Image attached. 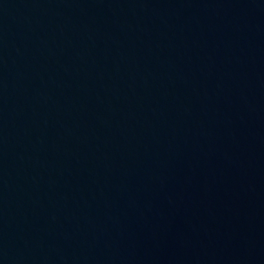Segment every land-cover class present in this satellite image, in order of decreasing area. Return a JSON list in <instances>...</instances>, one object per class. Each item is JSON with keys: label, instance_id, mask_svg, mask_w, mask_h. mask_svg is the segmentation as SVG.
<instances>
[{"label": "water", "instance_id": "water-1", "mask_svg": "<svg viewBox=\"0 0 264 264\" xmlns=\"http://www.w3.org/2000/svg\"><path fill=\"white\" fill-rule=\"evenodd\" d=\"M0 264H264V0H0Z\"/></svg>", "mask_w": 264, "mask_h": 264}]
</instances>
